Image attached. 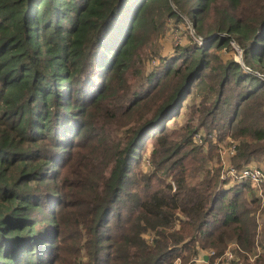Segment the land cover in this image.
I'll return each instance as SVG.
<instances>
[{
    "label": "trees",
    "instance_id": "trees-1",
    "mask_svg": "<svg viewBox=\"0 0 264 264\" xmlns=\"http://www.w3.org/2000/svg\"><path fill=\"white\" fill-rule=\"evenodd\" d=\"M258 74L264 0H0V264H264V201L207 170L264 163Z\"/></svg>",
    "mask_w": 264,
    "mask_h": 264
},
{
    "label": "built area",
    "instance_id": "built-area-1",
    "mask_svg": "<svg viewBox=\"0 0 264 264\" xmlns=\"http://www.w3.org/2000/svg\"><path fill=\"white\" fill-rule=\"evenodd\" d=\"M199 43H202V40H199ZM231 44L236 51V59L240 61V58L242 56V50L236 45L234 41H231ZM259 75V74H258ZM264 79V76L259 75ZM215 135H207L203 131H197V133L194 134L193 140L197 144H205L207 145V138H212L213 141L215 140ZM219 157H220V186L221 187H228L232 186L234 183H237L242 180L249 181L252 185L253 189L257 192V196L261 198V201H264V165H256L253 163H250L249 165H245L240 168H236L234 166L229 165V161L231 164L230 158L232 157V154L234 153L236 142L234 140H230L227 143H221L219 142ZM173 189H174V184ZM238 247V246H235ZM235 247L233 249H235ZM208 255L214 257L215 251L209 250ZM224 259L225 261H233L237 260V256L231 251H227L224 253L222 257H217L214 259L213 264H220L219 260ZM193 261H203L202 255L195 257L192 259ZM174 264H182L180 263V260L177 259Z\"/></svg>",
    "mask_w": 264,
    "mask_h": 264
},
{
    "label": "rangeland",
    "instance_id": "rangeland-1",
    "mask_svg": "<svg viewBox=\"0 0 264 264\" xmlns=\"http://www.w3.org/2000/svg\"><path fill=\"white\" fill-rule=\"evenodd\" d=\"M175 28H173V29H169L168 30V32L166 31V36H163V37H161L160 38V40H159V42H160V44H161V52H162V54L164 55V56H167V57H170L171 55H173L174 54V47L176 46V44L179 42L180 44H184V43H187L188 42V34H187V32H190V34L192 33V27H191V25H190V23L188 22L187 23V25L185 26V24H183V25H179L178 26V28L176 29V30H174ZM230 54H232L231 53V51L229 52ZM148 62V63H147ZM146 63H147V69H150V67L151 66H155L157 63H158V61L157 60H149V61H146ZM177 121H179V119L177 120ZM200 131V130H199ZM201 131H203L204 132V130H201ZM205 133V132H204ZM212 136H214V135H212ZM193 140V139H192ZM229 140H227V141H222L221 143H227ZM196 144V143H195ZM197 145V144H196ZM205 145V144H204ZM150 148H151V146H149V148H148V152L146 153V156H147V154L149 153V151H150ZM218 150H219V148H218ZM219 152V151H218ZM219 157V156H218ZM217 158H215V160H213V161H211V162H209L208 163V166H207V170L209 171V173H212L213 171H214V169H215V167H219V165H220V162L221 161H219L220 160V157H219V159H217ZM232 158H230V160H231ZM148 158H144V160H143V164H142V167H143V169H145L146 168V166L148 165ZM251 163H253V164H256V165H264V163L263 162H259V161H257V162H251ZM229 165L231 166L232 164H230V161H229ZM220 168V167H219ZM220 174V173H219ZM259 229H260V227H259ZM235 246H238V244H236V243H231L227 248H226V250L222 253V254H220V255H215L214 257H212V256H209L208 255V251L209 250H214V249H208V250H202L200 253H199V255L198 256H200V254L202 255V258H203V260L205 261V262H203V261H194V263H196V264H213L214 262V259L215 258H219V257H222L223 255H224V253L225 252H227V251H231L232 252V250H233V253H234V247ZM235 248H237V247H235ZM260 250V249H259ZM215 251V250H214ZM215 254H216V252H215ZM235 255H236V253H234ZM198 256H196V257H198ZM195 258V257H194ZM251 261H252V259H253V256L252 257H250L249 258ZM219 262H220V264H233V261H231V260H229V261H225L224 259H222V260H219ZM78 264V263H77Z\"/></svg>",
    "mask_w": 264,
    "mask_h": 264
}]
</instances>
